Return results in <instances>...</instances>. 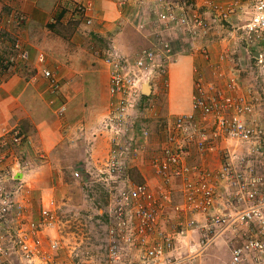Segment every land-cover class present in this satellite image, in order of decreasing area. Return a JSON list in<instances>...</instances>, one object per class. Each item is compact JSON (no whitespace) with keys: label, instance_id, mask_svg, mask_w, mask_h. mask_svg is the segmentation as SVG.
<instances>
[{"label":"built area","instance_id":"1","mask_svg":"<svg viewBox=\"0 0 264 264\" xmlns=\"http://www.w3.org/2000/svg\"><path fill=\"white\" fill-rule=\"evenodd\" d=\"M130 1L117 5L124 9ZM155 2L152 15L141 14L136 24L148 38L146 48L134 57L95 53L108 69L110 100L103 123L113 135L102 176L124 184L107 191L103 264H196L224 238L232 245L229 264H264V125L256 120L255 94L240 82L245 66L233 68L226 51L214 57L204 42L213 25L231 24V35L246 39L249 62L264 73V0ZM70 5L76 18L88 27L95 24L91 0ZM12 16L19 25L26 21L19 12ZM5 20L0 12V24ZM192 50L201 58L193 66L192 111L168 120L156 155L145 161L144 170L139 167L143 181L135 182L131 170L137 166L130 163L140 160L144 150L138 146L150 144L152 135L132 119L138 108L153 111L143 87L150 83L157 91L159 81L168 90L169 66ZM29 60V50L17 40L4 64L16 68ZM37 61L47 64L46 55L40 53ZM42 74L53 92L61 90L53 71ZM66 110L64 104L58 114ZM9 141L0 139V264H99L77 239L66 243L57 200L36 210L28 196L17 198L7 187L22 167L16 162L10 171V142L22 146L21 133L16 130ZM237 148L244 152L237 154ZM212 158L220 162L217 167L208 163Z\"/></svg>","mask_w":264,"mask_h":264},{"label":"rangeland","instance_id":"2","mask_svg":"<svg viewBox=\"0 0 264 264\" xmlns=\"http://www.w3.org/2000/svg\"><path fill=\"white\" fill-rule=\"evenodd\" d=\"M82 1L74 0L73 2ZM155 1L131 0L129 6H126L124 9L119 7V9L122 14L131 12L132 14L128 18L138 13V21H140L141 18L139 17L141 14L147 16L152 15V11L156 7ZM143 22L148 21L145 18ZM71 23L74 26L76 24V27L80 28L83 34L82 39L85 40L83 57L87 58V62L91 61L89 68L81 65L79 72L83 76H86V73H82L83 70L89 72L87 76L94 83L93 86L87 84L82 77L79 80L75 79L76 81L73 83V86H77L81 91H85L84 93L87 96H91L93 93H100L99 97H101V102L100 100V104L96 102L97 104L94 105L93 110L89 108L88 103L85 105L81 103L79 106L75 105L71 109L67 105V110L63 116H60L57 111V115L63 122L66 121L67 124L66 128H64L66 141L62 145L63 148L55 151L60 157V165L57 163L58 160L56 161L55 159L53 161L54 164L51 163V167L55 170H52L54 174H49L48 172L51 168L48 165L49 162L32 164V166L25 168L21 167L19 170L22 173H27L30 169L34 170L35 167H38L39 170L35 173L36 175L28 177V179L20 178L16 182L10 180L7 183V187L17 191V198H20L22 195L28 196L35 209L41 208L43 203L45 204L52 198L57 200L60 207V217L65 224L63 235L65 236L66 243H76L75 239H77L81 243V247H86L99 264H103V260L105 259L104 242L106 240L107 227L102 212L107 208V191L112 185L121 187L124 184L121 182V178L119 180H111L109 178L104 180L102 176V173L107 170L106 165L108 163L109 149L113 135L105 130L103 123V115L108 110V101L101 104L102 98L104 96L106 98L103 89L106 86V78L103 71L108 72V69L102 67L101 58L97 57L95 53L99 51L102 54L110 50L122 56L134 57L139 51L146 48L148 43L143 45L140 43V40L138 41V36L136 35L135 46L129 48L128 51H117L113 49L112 44H108V39H102L91 34L88 29H85L78 22L75 23L73 21ZM130 23H132L131 19ZM226 25H213L209 36L205 38L204 42L209 44L214 57L222 51H226L231 56V65L233 68L240 70L241 63L245 66L244 69H241L240 82L243 86L250 88L255 94L256 120L259 124L264 125V73L258 72L255 65L249 62L250 57L247 52L248 44H246V39L231 35L233 26L231 24ZM195 43H198L199 46V42L196 41ZM214 50L217 51L216 55ZM185 54L189 56L193 55L195 58L194 65L201 60L193 50L190 53H183L182 55ZM189 56L180 57L175 63L169 66L167 76L170 89L167 91L158 88L155 95H151L150 100L153 105V111L149 112L148 110L138 108L139 110H136L132 118L139 127L148 129L152 134L149 140L150 144L138 146L139 150H144L140 160L136 163H130L131 166H137L131 170V177L135 182L142 180L139 167H145V161L156 155L158 143L164 140V134L162 132L168 120L172 119L174 115L188 114L192 109L195 74L192 69V59ZM79 59L81 60L82 58L79 57ZM204 64L207 67V64ZM235 69L233 70L236 71ZM140 99L142 98L140 97ZM72 111L74 116H79L77 120H73L72 123L74 124L69 128L67 120ZM80 113H83L84 119ZM73 117L69 119L71 120ZM70 120L69 122H71ZM154 138H156V141H154L156 142L154 144L156 146H152L153 142H150ZM123 142L124 138L122 137L121 143ZM243 152L244 149L237 148V154H242ZM213 159L215 158L209 159L208 163L211 162L212 165L218 161ZM141 169L144 170L145 168ZM31 170L28 174L31 173ZM75 172L82 173L81 177H75ZM152 181L151 179L150 182ZM51 232L54 236L59 235L55 231ZM191 240L192 237L187 239V244H190ZM226 241L227 238L223 240L219 239L196 264H229L232 245L227 244Z\"/></svg>","mask_w":264,"mask_h":264},{"label":"crops","instance_id":"3","mask_svg":"<svg viewBox=\"0 0 264 264\" xmlns=\"http://www.w3.org/2000/svg\"><path fill=\"white\" fill-rule=\"evenodd\" d=\"M73 1L70 0V4ZM91 1L94 5L95 24L88 27L73 15L71 5L62 0H0V12L5 15L6 19L3 24H0V139L4 137L11 141L12 134L16 130L23 138L22 146L18 147L9 141L12 151L10 171L16 170V162L24 168L44 162H49L48 165L51 167L54 159L58 160L59 164L60 157L55 151L63 148L62 145L66 141L64 128L67 124L57 115V109L64 104L71 109L75 105L88 103L89 108L93 110L94 105L101 102L100 93H93L90 99L91 96H87L85 91L73 86L75 79L79 80L82 77L87 84L93 86L94 83L87 76L89 72L83 70L82 73H86V76L79 72L81 65L89 68L91 61L87 62V58L83 57L85 49L83 34L80 28L76 27V24L72 25L71 22H78L91 34L108 39V44H112L113 49L117 51H128L129 48L135 46L136 35L140 43L143 45L148 43L146 34L136 28L138 13L128 18L132 13L122 14L117 0ZM13 12L23 14L26 17L25 23L19 25L12 16ZM17 40H20L22 46L29 50L30 60L26 64L6 70L2 62L14 53V44ZM40 53L46 55L47 64L38 63L37 58ZM216 54L217 51H215ZM183 56L189 55L180 57ZM79 57L82 59L80 60ZM189 57L192 59L193 69L195 58L193 55ZM101 65L107 68L103 63ZM44 69L54 72L55 80L61 84L59 92H53L50 87L51 82L43 77L42 70ZM76 73L80 75L76 76L78 75ZM103 73L106 78V86L103 88L106 98L105 96L102 98L101 104L108 101L107 105H109L110 97L107 86L109 74L105 70ZM157 86L161 89L159 81ZM151 91L153 95L156 93L152 86ZM150 97L144 101L151 102ZM82 114L80 113L84 119ZM73 116L72 111L69 118ZM78 116H74L71 120L68 118L69 128L73 126L72 122L77 120ZM154 141L156 138L151 139L152 146H156ZM219 164L220 162L216 161L211 166L217 167ZM35 168L30 169L29 174L30 170L27 173L19 170L16 174H23V179H28L36 175L39 169ZM52 170L53 167L48 171L49 174H54Z\"/></svg>","mask_w":264,"mask_h":264},{"label":"water","instance_id":"4","mask_svg":"<svg viewBox=\"0 0 264 264\" xmlns=\"http://www.w3.org/2000/svg\"><path fill=\"white\" fill-rule=\"evenodd\" d=\"M143 94L148 96L151 94V86L150 84H146L144 87H143ZM22 179L23 178V174H19L18 176H16V179Z\"/></svg>","mask_w":264,"mask_h":264},{"label":"trees","instance_id":"5","mask_svg":"<svg viewBox=\"0 0 264 264\" xmlns=\"http://www.w3.org/2000/svg\"><path fill=\"white\" fill-rule=\"evenodd\" d=\"M5 60H6V59H5ZM5 60H4V62H5ZM4 62H2V65L6 68V70H7V69H10L11 66H9V65H5ZM144 99H147V97L144 96ZM142 181H143V180H139L138 182H142Z\"/></svg>","mask_w":264,"mask_h":264},{"label":"clouds","instance_id":"6","mask_svg":"<svg viewBox=\"0 0 264 264\" xmlns=\"http://www.w3.org/2000/svg\"><path fill=\"white\" fill-rule=\"evenodd\" d=\"M148 84H150V83H148ZM145 85H146V84H145ZM145 85H144V86H145ZM150 86H152V85L150 84ZM152 90H153V89H152ZM152 94H153V93H152V91H151V94H150V95H148V96L144 95V96H146V97H150ZM17 147H18V146H17ZM18 175H19V174H18ZM18 175H17V176H18Z\"/></svg>","mask_w":264,"mask_h":264}]
</instances>
